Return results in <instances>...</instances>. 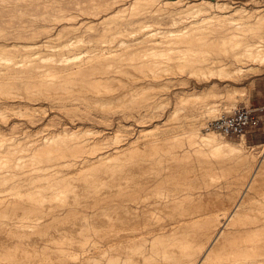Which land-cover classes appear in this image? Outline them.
I'll use <instances>...</instances> for the list:
<instances>
[{"label": "bare ground", "instance_id": "1", "mask_svg": "<svg viewBox=\"0 0 264 264\" xmlns=\"http://www.w3.org/2000/svg\"><path fill=\"white\" fill-rule=\"evenodd\" d=\"M68 3L74 5L72 12H65L68 7L59 8L60 14L50 12L53 22L66 25L50 27L46 16L20 17L11 32L0 34V264H264V143L258 154L244 135L229 140L208 122L205 125L206 116H199L203 113L187 110L188 119L178 121L180 128L169 119L173 124L159 134L135 127L109 132L88 128L85 121L72 126L54 119L44 121L56 127L43 133L46 127L27 129L17 125L20 120L9 122L8 113L14 106L13 114L31 119L34 102L45 100L55 89L80 102L70 100L75 111L81 103L100 110L122 99L123 92L126 96L127 89L166 84L185 72L198 80L227 84L220 89L214 81L198 92L186 90L179 96L182 104H212L217 98L245 95L248 90L234 83L264 65V7L232 6L227 0ZM34 4L35 0H0L1 8L12 6L21 15H33ZM135 15L161 16L157 19L164 22L156 21L157 27L143 23L129 32L113 21L119 17L125 22ZM36 19L49 25L44 29L46 42L63 32L69 35L71 29L101 34L77 32L65 44L47 45L37 40L43 29L33 26ZM108 19L114 25L106 26ZM4 20L2 15L1 25ZM100 24L105 25L97 27ZM8 38L14 42L6 43ZM21 39L27 41L17 42ZM48 46L51 52L40 54ZM128 68L149 73L135 75ZM124 74H133L126 91ZM118 83L124 85L120 84L122 92ZM68 101L60 104L68 108ZM8 106L12 108L6 110ZM101 111L95 116L103 122L106 115ZM155 113L146 111L137 120L143 124ZM87 116L86 121L95 118Z\"/></svg>", "mask_w": 264, "mask_h": 264}, {"label": "rangeland", "instance_id": "2", "mask_svg": "<svg viewBox=\"0 0 264 264\" xmlns=\"http://www.w3.org/2000/svg\"><path fill=\"white\" fill-rule=\"evenodd\" d=\"M34 1V0H33ZM49 0H35V4H34V6H36V7H34V10H32L31 12H33V15H29V14H25V15H21V14H19L18 12H13V9L11 8L12 6H6V8H1V11H0V13H1V15H0V17L3 15V19H6V20H4V21H6L5 22V24L3 23L4 21H2V24H4V25H1V22H0V25H1V27H3V28H1L0 27V32H2V33H0V34H5L6 32V34H8L9 33V30H10V32L12 31V29H13V26L15 27L16 25H17V23L20 21V20H25V18H31V17H36L37 16V18H40V19H43L45 16V18L44 19H47V20H50V21H52V14L50 13V12H53V14L55 15V14H57V13H59V8H61V9H66L67 7H68V11H65V12H72L73 10H72V8L74 7V5H72V4H67V0H56V3H55V0H50L51 2H53L54 1V3L56 4V6L59 4L60 5V3H61V5L59 6L58 5V8L55 6V4L54 3H51L50 1L48 2ZM227 1H230L231 3H232V6H238V5H244V6H247V7H257V6H261L262 5V7H264V2H262L261 0H255V1H257V2H255V1H253V2H255V4L253 3V2H250L249 1V3H247L246 1H241V0H227ZM45 2V3H44ZM50 5H49V4ZM63 3H66L65 5H63ZM246 3V4H245ZM41 4H43L42 6H41ZM259 4V5H258ZM40 5V6H39ZM55 6V8H54V6ZM63 5V7H65V8H63V7H61ZM70 5H71V7H70ZM44 6H45V8H47L48 9V12L46 11V9H44ZM47 6V7H46ZM38 7V8H37ZM51 7H53L51 10H56L57 12H55L54 13V11H49L50 10V8ZM40 8V9H39ZM43 10H42V9ZM57 8V9H56ZM173 8V7H172ZM4 9H5V12H4ZM9 10V11H6V10ZM10 9H11V11H10ZM36 9V10H35ZM3 10V11H2ZM45 10V11H44ZM70 10V11H69ZM37 11V12H36ZM43 13H42V12ZM46 12V13H45ZM8 13V14H7ZM39 13H41V14H44V15H42L43 17L41 18L40 16H41V14H39ZM49 13V14H48ZM4 14H7V16H4ZM34 14H37V15H34ZM39 14V15H38ZM48 14V15H47ZM50 14H51V17H50ZM60 14V13H59ZM14 15H16V16H14ZM17 15H18V17H17ZM12 16H13V18L15 19H12ZM30 16V17H29ZM47 16L49 17V18H47ZM87 15H83V18L86 20L85 22H88V21H90V19L89 18H87L86 17ZM6 17V18H5ZM16 17V18H15ZM20 17H21V19H20ZM140 16H137V15H135V16H131V18H130V20H126L125 22L122 20V19H120L119 17H117L118 19H120L119 21H117L118 19L115 17V19H113V18H111V19H113V21H115V24H118V25H123V27H126V29L127 28H129V29H127L129 32H131L132 30H136L137 28V26L139 25H142L143 23L144 24H154V26H160V25H157L156 24V21H159V19H157V18H159V17H161V16H157V18H155V16H154V18H149V19H141V18H139ZM12 20V22H10L11 20ZM18 18V19H17ZM55 17H53V19H54ZM20 19V20H19ZM40 19H36V21H38V22H36V23H34V27H38L37 29L38 30H41V28L43 29L42 31H44V29L46 30L47 28H48V26L50 25V27H54V25L56 24H61L62 23V25H64L65 23H63L64 21H59V22H57L56 21V19L54 20V22L52 21V22H50V21H48V24H47V21L46 20H42V22H41V20ZM87 19H89V20H87ZM111 19H108V21H107V23H105L106 24V26L107 25H114V22L111 20ZM16 20L18 21L17 23H16ZM27 20V19H26ZM111 20V21H110ZM122 20V21H121ZM121 21V22H120ZM127 21H128V23H127ZM162 21V23L164 22V19H160V21L159 22H161ZM44 22V23H43ZM71 22H74V21H68V23H71ZM111 22V23H110ZM13 23V24H12ZM31 23V22H30ZM42 25H41V24ZM113 23V24H112ZM8 24V25H7ZM15 24V25H14ZM54 24V25H53ZM90 24H93V23H89V25ZM104 24V25H105ZM127 24V25H126ZM7 25V26H6ZM12 27H11V26ZM44 25H45V28H43L44 27ZM66 25V24H65ZM78 24H75V26H77ZM103 24L101 25L100 24V26L99 25H97V27H99V28H101V26H104ZM163 25V24H162ZM40 26V27H39ZM42 26V27H41ZM74 26V27H75ZM88 26V25H87ZM86 26V27H87ZM138 26V27H139ZM154 26H152V27H150V28H153ZM10 27V29H8V28ZM47 27V28H46ZM135 27V28H134ZM4 28H6L5 30L6 31H4ZM84 28V29H83ZM155 28V27H154ZM1 29H3L2 31H1ZM54 30H55V28H53V29H51V31L52 32H54ZM82 30H85V27H82ZM91 30V29H90ZM88 30V28L85 30V32L87 33V35L90 33V32H92V33H90V35L91 34H95V32H96V34H97V31L96 30ZM127 30H126V32H127ZM138 30V29H137ZM42 31L40 32L39 31V33L41 34V38H38L37 40H39V41H43L42 43H45V44H47V45H53L54 46V44L55 45H57V44H61V42H63L62 44H65L66 43V41H68L69 39H73L72 37H75L76 36V34H77V32H78V34L77 35H82V33H85L84 31L83 32H81V34H79V31L78 30H73V29H71L70 30V32H68L69 33V35L68 34H64V32L62 33V34H60V37H59V35H58V37H56V35L55 36H52V37H49L48 38V42H46V40H47V38L45 37V35L46 34H48V30L47 31H44V33H42ZM5 32V33H4ZM47 32V33H46ZM101 31H98V34H101L100 33ZM65 33H67V32H65ZM74 33H75V36H74ZM85 33V34H86ZM128 33V32H127ZM85 34H83V35H85ZM93 34V35H94ZM97 34V35H98ZM71 35V36H70ZM6 36V35H5ZM111 36V35H110ZM110 36H109V38H110ZM111 37H113V36H111ZM116 37V39H117V36H115ZM121 37H126V35L124 34V35H122ZM5 40V39H4ZM12 40V41H11ZM29 40H34V39H29ZM27 40L26 39H24V40H20V41H17V42H19V43H23V42H26ZM5 42L6 43H13L14 42V39H12V38H8V39H6L5 40ZM49 47V48H48ZM48 47H43V50L41 51V53L40 54H48V51L49 50H51L50 49V46H48ZM14 50V49H13ZM21 51V50H20ZM63 51H65L64 53L66 54V55H68L69 54V51H67V53H66V50H63ZM21 52H23V50L21 51ZM21 52H20V54H21ZM49 52H51V51H49ZM63 53V52H62ZM45 54V55H46ZM127 55H128V53H126ZM125 53L123 54V57H126L127 55H126ZM120 55H122L121 53L119 54V55H116L117 57H119ZM124 55H126V56H124ZM127 57H130L129 55L127 56ZM126 57V58H127ZM129 60V59H128ZM127 62V61H126ZM125 62V63H126ZM174 69L176 70V68L174 67ZM173 68L171 69V72H174L173 70H174ZM130 70V71H129ZM132 69H129L128 68V70L127 71H129V73H132V72H134V74L136 75H140V76H143V75H146L145 73H149V71H147V72H145L144 74H142L141 72H139L138 73V71L135 73V71L136 70H134V71H131ZM127 71H126V74H127ZM254 72V73H253ZM142 75H141V74ZM186 73V72H185ZM185 73H183L182 75H179V77L178 78H174L175 80H171V79H169L168 81L167 80H165L163 83H166V84H160V85H157V86H154V87H149L148 89H146L147 87H145L144 89H141V88H138V89H136V90H134L133 89V92H131V91H129L128 89H127V91H126V87L128 88V87H130L131 85L129 84V83H131L130 81L132 80V76L131 75H133V74H129V75H126V74H124V80L126 81H123L122 83L123 84H125V90H124V87L123 88H121V85L120 84H122V83H118V86H116V87H118L119 88V91H121L122 92V90H124V91H126L125 92V94H126V96L124 95L123 96V94H124V92H123V94H122V99H124V102H123V100L121 99V97H120V99H118V100H115V101H113V102H115V103H110V104H108V105H106V107L105 108H100V110L101 109H103L104 111H101V113L103 112L106 116H107V118H106V116H105V119L106 120H108L109 121V125H104V124H106V120L104 121L103 120V122H102V119H99V115L98 116H95L96 114H99V112H100V110H99V107L100 106H96V105H91V106H87V105H84V104H80V106L78 107V108H76V106H74V108H76V110H78V111H75V109L73 110V107L71 106L72 104H74V102H75V104H77V103H80L79 101H77V100H73L72 99V95H71V93H66V94H64L63 95V93L61 92V90H58L59 91V93L61 94V97H60V94L58 93V91H56V89H55V91L53 90V91H50V94H46V96H45V100L44 99H42L43 100V102H42V100H40V101H36V102H34V105L33 106H35V107H31L30 108V112L32 113L33 111H35V112H33L34 114H32V118L31 119H33V120H38V121H36L35 122V124H30V120L31 119H29L30 117H31V115H19V114H13V112H15L16 111V109H13L14 108V106H8V108L6 107V110H10V108H12V110H10L8 113H10L11 115H10V119H9V122L12 120V121H15V123L17 124V122H18V120H20L19 122H18V126L20 127V128H23V127H26L27 129H31L32 127H33V129L35 128V126H36V128H35V130L36 129H40L41 127H46V129H45V131L43 132V133H46V132H48V131H51V130H53L55 127H56V125H54L53 123L52 124H45V122L44 121H49V120H51V119H54V120H56V121H64V122H67L69 125H75V124H77V122L79 123V122H82V121H85L84 123H86V122H88V124L86 123L85 125H87L88 126V128H92V129H96V128H98V129H107V131H109V132H112V131H119V130H122L123 128H126L128 131H130L132 128H134V129H140V128H145V129H148V133H150V134H159L160 133V130H161V132H162V129L164 128V129H166V128H169L173 123V125H175L176 126V124H178V121L179 120H181V122H182V124H183V122L184 121H186L188 118H186L185 117V114H187L186 113V111L185 110H187V112L188 113H195L196 112V114H200V112L201 113H203V114H201V115H199L200 117H203V118H205V116H206V118L204 119V123L205 122H208V121H210V120H212V118H217L219 115H221V114H223V113H230V112H232L233 111V109L234 108H237V106H245V107H250L251 106V104H249L250 102H249V100H250V98L252 97V94L254 93V91H255V89H259V87H258V81H259V83H262L261 84V86L260 87H264V65L262 66V67H260V69L259 70H251V71H248L247 73H245L244 75H242L240 78H239V80L236 82V83H234L235 85H237V86H239V87H242V88H244V89H247L248 91H247V93L245 94V95H239V96H237V97H235L234 99L233 98H225V97H222V98H217L216 100H214L213 102H211L212 104H209V102L210 101H206V102H204V103H202V104H199L198 105V103H191L190 102V104H189V102L188 103H185V104H182L181 102H180V100H179V96L180 95H182L183 93H185L186 92V90H190V91H194V92H198L199 90H200V88H203L204 86H206V85H208V84H211V82H214V81H217L216 79H209V80H198V79H196V77L195 76H193V75H191V74H185ZM130 76V78H129V80H128V77ZM182 77V78H181ZM178 79V80H177ZM181 79V80H180ZM184 79V81H182ZM177 80V81H176ZM127 81L129 82V83H127ZM169 83V84H167V82ZM173 81V82H172ZM203 81H204V83H203ZM182 82V83H181ZM219 84H220V89H224V88H226V84H227V82H224V81H217ZM223 83V84H222ZM122 84V86H124ZM117 85V84H116ZM127 85H129V86H127ZM121 88V89H120ZM193 88H194V90H193ZM141 89V90H140ZM139 90V91H138ZM55 92V94L53 95V93ZM127 92H128V94H127ZM136 92V93H135ZM58 94V97L56 96L55 97V95H57ZM67 94H70V95H67ZM62 96H63V98L66 100V101H68V99L70 98V96H72L70 99H69V101L67 102V103H65V105H68V108L66 107V106H63L64 105V103H63V105L62 104H60V103H62V101L63 102H65V100L62 98ZM65 96H66V98H65ZM69 96V98L67 99V97ZM49 97H51L52 98V100L54 99V98H56V99H54L53 100V102L55 101V104H57L56 105V107H58V110H57V108L54 106V104H53V102H50L51 100V98H49ZM48 98V99H47ZM125 99H127V100H125ZM219 99V100H218ZM228 99V100H227ZM50 102V104H49V102ZM58 100V101H57ZM60 100H61V102H60ZM70 100H72V101H74V102H70ZM47 101V102H46ZM57 102V103H56ZM36 103V104H35ZM230 103V104H229ZM70 104V105H69ZM92 104V103H91ZM112 104H113V106H112ZM181 104V105H180ZM206 104V105H205ZM209 104V105H208ZM215 104V106H212V107H210L211 105H214ZM229 104V106H226V105H228ZM41 105V106H40ZM78 105V104H77ZM191 105H193V107L191 106ZM203 105V106H202ZM208 105V106H207ZM63 106V107H62ZM70 106V107H69ZM82 106L84 107V108H82ZM89 108V107H93V108H97V110H95V112H94V109L92 108H89L90 109V111L91 112H88L89 111V109L87 108V107ZM108 106L109 107H111V113H110V110H108ZM149 106H150V108H149ZM155 106V107H154ZM178 106V107H177ZM181 106H182V108H181ZM200 106V107H199ZM204 106H207L206 108H204ZM22 107V106H21ZM62 107V108H61ZM66 107V108H65ZM147 107H148V109H147ZM185 109H184V108ZM191 107V108H190ZM197 107H198V110H197ZM201 107H202V109H201ZM226 107V108H225ZM60 108H61V110H60ZM65 109V112H64V109ZM70 108L72 109V110H70ZM86 108H87V110H86ZM95 108V109H96ZM178 108H179V111H178ZM188 108V109H187ZM190 108V109H189ZM195 108V109H194ZM203 108H204V110H206V114H205V112H203ZM213 109V113L212 112H210V110H212ZM216 108L218 109V110H216ZM23 109V108H22ZM22 109H21V111H22ZM35 109V110H34ZM68 109L70 110V111H68ZM81 109H83V110H81ZM109 111V113H107L108 111ZM147 109V110H146ZM153 109V110H152ZM184 109V110H183ZM202 111H201V110ZM209 109V110H208ZM214 109H215V111H214ZM220 109V110H219ZM15 110V111H14ZM26 110V109H25ZM24 109H23V111L22 112H24L25 111ZM33 110V111H32ZM151 110V112H152V115H153V112L155 113L156 111V113L154 114V117H153V119L152 118H150V117H148V120L146 121V122H144L143 124L142 123H140V122H138V118H139V115L141 114H144L146 111H150ZM178 112H177V111ZM180 110H181V113H180ZM184 112H183V111ZM11 111H13V112H11ZM26 111H28V109L26 110ZM43 111H44V113H43ZM46 111V112H45ZM60 111H62V112H60ZM68 111V112H67ZM83 113H82V112ZM84 111H85V113H86V111H87V113H88V116L84 113ZM96 111H97V113H96ZM99 111V112H98ZM107 111V112H106ZM209 111V112H208ZM220 111V112H219ZM64 112V113H63ZM70 112V113H69ZM71 112H73L72 114H71ZM79 112L81 113V114H79ZM139 112V113H138ZM172 112H174L175 113V115H174V113H172ZM56 115H55V114ZM66 113V114H65ZM76 113V114H75ZM91 113V114H90ZM159 113V114H158ZM172 113V114H171ZM185 113V114H184ZM210 113V114H209ZM215 113V114H214ZM13 114V115H12ZM43 114V115H42ZM53 114V115H52ZM65 114V115H64ZM68 114V115H67ZM73 114H74V116H73ZM158 114V115H157ZM213 114H214V116H213ZM218 114V115H217ZM16 117H15V116ZM38 115V116H37ZM51 115V116H50ZM70 115V116H69ZM84 115H86L87 117H92V115H94V117L95 118H93L92 120H85L86 119V116H84ZM157 115V116H156ZM181 115V116H180ZM207 115H208V117H207ZM25 116H27V117H25ZM44 116V117H43ZM49 116H50V118H49ZM76 116V117H75ZM78 116V117H77ZM80 116V117H79ZM156 116V117H155ZM174 116V117H173ZM182 117L183 118V116L185 117V118H180V117ZM216 116V117H215ZM18 117V118H17ZM33 117H36V118H33ZM39 117V118H38ZM69 117H73L72 118V120H71V118H69ZM110 117H111V119H110ZM47 118V119H46ZM58 118H59V120H58ZM77 118V119H76ZM82 118H84L83 120H82ZM109 118V119H108ZM175 118H176V120H177V122H174V120H175ZM177 118H179V119H177ZM202 118V119H203ZM209 118V119H208ZM14 119V120H13ZM28 121H27V120ZM69 119H70V122H69ZM76 119V120H75ZM149 119H151V120H149ZM172 121L173 119V123L171 124L170 122V124H168L167 122L168 121H170V120ZM2 120V119H1ZM175 120V121H176ZM183 120V121H182ZM207 120V121H206ZM97 121H98V123H97ZM136 121V122H135ZM149 121V122H148ZM93 122V123H92ZM96 122V123H95ZM180 122V121H179ZM24 123V124H23ZM72 123H74V124H72ZM91 123V124H90ZM30 124V125H29ZM43 124V125H42ZM97 124V125H96ZM182 124H178V128H180L179 127V125H182ZM24 125V126H23ZM94 125V126H93ZM205 125H206V123H205ZM23 126V127H22ZM90 126V127H89ZM98 126V127H97ZM165 126V127H164ZM167 126V127H166ZM182 127V126H181ZM18 128V127H17ZM25 128V129H26ZM48 128V129H47ZM130 128V129H129ZM19 129V128H18ZM163 129V130H164ZM106 131V130H105ZM159 132V133H158ZM17 134V133H16ZM39 135L41 134V133H38ZM18 135V134H17ZM19 137H20V133H19ZM227 139H229V140H234V141H238V140H240L241 139V137L240 138H231V137H226ZM245 141H246V144L248 145V146H252L251 148L253 149V151L254 152H258V154L260 153L259 151L262 149V147H263V145H261V144H258V145H256V144H254V143H252L251 141H249L248 139H245ZM263 144V143H262ZM262 146V147H261ZM257 149V150H256Z\"/></svg>", "mask_w": 264, "mask_h": 264}, {"label": "built area", "instance_id": "3", "mask_svg": "<svg viewBox=\"0 0 264 264\" xmlns=\"http://www.w3.org/2000/svg\"><path fill=\"white\" fill-rule=\"evenodd\" d=\"M264 2V0H261ZM262 107L249 108L240 106L230 113H223L217 118L208 121L207 125L224 137L240 138L247 130L254 129L261 123L259 113Z\"/></svg>", "mask_w": 264, "mask_h": 264}, {"label": "crops", "instance_id": "4", "mask_svg": "<svg viewBox=\"0 0 264 264\" xmlns=\"http://www.w3.org/2000/svg\"><path fill=\"white\" fill-rule=\"evenodd\" d=\"M257 84L259 89H255L252 94V97L249 100V104H251L249 108H263V111L259 113L261 123L258 127L247 130L244 135L245 139H248L256 145L264 143V87H260L262 83H259V81Z\"/></svg>", "mask_w": 264, "mask_h": 264}]
</instances>
